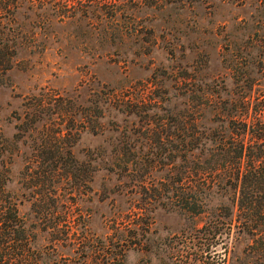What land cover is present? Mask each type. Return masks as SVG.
Here are the masks:
<instances>
[{"label":"rangeland","instance_id":"obj_1","mask_svg":"<svg viewBox=\"0 0 264 264\" xmlns=\"http://www.w3.org/2000/svg\"><path fill=\"white\" fill-rule=\"evenodd\" d=\"M3 18L7 186L45 264H264L240 182L208 185L244 124L249 153L227 159L264 162V0H17Z\"/></svg>","mask_w":264,"mask_h":264},{"label":"trees","instance_id":"obj_2","mask_svg":"<svg viewBox=\"0 0 264 264\" xmlns=\"http://www.w3.org/2000/svg\"><path fill=\"white\" fill-rule=\"evenodd\" d=\"M16 7L17 0H0V77L13 65L17 51V34L8 32L9 30L5 32L3 21L6 13L7 16H12ZM33 105H41L40 99L33 101ZM246 130L247 126L244 124L242 131L235 133H238L239 136ZM235 133H229L227 139L224 140L226 141L224 146H219L222 160L212 165L208 164L210 168L208 171L211 173L208 185H218L223 182L224 185L237 187V183L240 182L238 209L244 210L247 215L252 212L259 219L264 220V195L262 192L257 194L251 186L256 184L259 189L264 188V162L256 164L252 160L241 162L236 158L235 160L227 159L228 157H240L247 151L249 153L250 150V147L244 144L243 138L238 137L237 143L233 144L232 138L236 140L235 135H237ZM225 143H229L228 146ZM10 156L9 141L0 132V264H45L42 249L35 244V233L31 224L19 210L18 196L7 186L10 178ZM34 199L33 202L39 204L44 203L47 199L51 200L52 206L57 203V196L53 194L47 196L39 194ZM184 205L191 211H202L193 200L187 199ZM40 209L38 208L41 213L39 218L43 220L49 211ZM243 223L247 228L250 225L247 220H244ZM261 231L264 232V228ZM49 264H73V262L69 257H63L61 260L54 258ZM80 264L87 263L82 261Z\"/></svg>","mask_w":264,"mask_h":264}]
</instances>
